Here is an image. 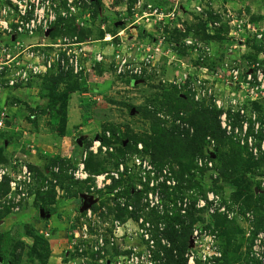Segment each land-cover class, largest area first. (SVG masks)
<instances>
[{"label":"rangeland","instance_id":"1","mask_svg":"<svg viewBox=\"0 0 264 264\" xmlns=\"http://www.w3.org/2000/svg\"><path fill=\"white\" fill-rule=\"evenodd\" d=\"M45 1L46 33L0 32V264H186L195 229L216 264H264V102L241 115L213 77L264 52L244 33L246 59L226 52L233 21L264 35V0ZM173 5L175 20L155 22ZM94 141L107 149L91 153ZM24 166L32 182L16 201L10 177ZM208 193L223 213L197 210Z\"/></svg>","mask_w":264,"mask_h":264},{"label":"built area","instance_id":"2","mask_svg":"<svg viewBox=\"0 0 264 264\" xmlns=\"http://www.w3.org/2000/svg\"><path fill=\"white\" fill-rule=\"evenodd\" d=\"M3 3V8L0 9V32L9 34L12 32L11 26L14 24L16 27V35L24 36H33L36 34L38 29H41L43 33L46 31L43 27L46 25V22L43 23L44 11L48 3L45 0H1ZM196 12L201 13L199 7H194ZM166 13L159 11L157 9L152 10L153 16L155 17V22H163V20L172 21L178 17V13L183 12L181 7L178 5H173ZM50 20V19H49ZM43 23V26H41ZM233 26V32L231 40L227 43L226 52L229 54H236L240 59L247 57L248 50L245 40L240 36L241 33L249 34L258 41L264 42V35L255 31L249 23L243 21H233L229 24ZM45 35V34H44ZM59 56L56 57L57 62H60L61 66H64L65 62L63 60H58ZM151 57L144 59L145 65L150 63ZM246 59V58H245ZM102 59L100 56L95 58V61L100 62ZM116 65L115 72L119 77L131 75L130 67L126 62L124 56L116 55L115 57ZM75 60L70 59V63L75 68L74 72L80 71L77 67ZM245 61V60H243ZM256 63L251 61H246L244 64H237L233 68L223 66L222 70L213 73L214 79L222 81L223 85L229 90L230 97L233 100L228 104L234 111L244 114L243 106L246 103H260L264 102V52H261L257 59ZM51 68V63L44 62L39 67L36 65H29L24 74L21 76V80L27 81L31 76L38 75L41 71L44 73ZM225 70V71H224ZM21 72V70H20ZM134 75H140V69H135L132 71ZM130 77V76H129ZM19 78V76H18ZM12 84V83H11ZM228 103V102H227ZM218 108H220V103H215ZM225 117L223 115L221 118L222 128L230 132V128L225 125ZM3 123L0 122V128H2ZM258 126V125H257ZM258 128V127H257ZM246 125L244 126V130ZM105 151L107 148L102 147L99 141L93 142V147L91 153L97 154L99 150ZM137 165H141L140 161H136ZM198 167H211V163L207 161H197ZM145 168V165H143ZM124 166L120 164L118 168L111 173L110 175H103L97 177L95 180L97 184H101L102 187L108 186L112 181L118 180L119 176L123 174ZM83 172V165H80L79 170L73 175L76 180H85L88 176ZM6 176V172L0 170V183L2 179ZM109 176V177H108ZM31 174L24 166L15 173H12L9 183L10 195H14L15 200L19 201L20 198L26 196V189L31 184ZM167 185H170V182H167ZM217 197L213 193L206 194V200L199 199L196 203L197 210L205 211L209 216L213 215L215 211L224 212V209H219L217 203ZM90 215V212H87V216ZM86 231V229L84 228ZM83 230V232H85ZM83 234V233H80ZM76 234V236H78ZM47 236V234H46ZM85 236V234H84ZM104 245L102 239L98 240L97 248ZM221 258V254L213 246V241L211 237L205 236L201 231L196 229L192 234V245L186 254V264H216ZM117 264H120L117 262Z\"/></svg>","mask_w":264,"mask_h":264},{"label":"water","instance_id":"3","mask_svg":"<svg viewBox=\"0 0 264 264\" xmlns=\"http://www.w3.org/2000/svg\"><path fill=\"white\" fill-rule=\"evenodd\" d=\"M80 210H82V208ZM40 216L43 217V213L42 212L40 213Z\"/></svg>","mask_w":264,"mask_h":264},{"label":"trees","instance_id":"4","mask_svg":"<svg viewBox=\"0 0 264 264\" xmlns=\"http://www.w3.org/2000/svg\"><path fill=\"white\" fill-rule=\"evenodd\" d=\"M79 108L81 109V105L79 106Z\"/></svg>","mask_w":264,"mask_h":264}]
</instances>
